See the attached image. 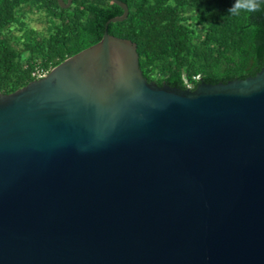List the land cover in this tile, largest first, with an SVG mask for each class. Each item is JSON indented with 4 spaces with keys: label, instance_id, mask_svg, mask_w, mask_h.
Wrapping results in <instances>:
<instances>
[{
    "label": "water",
    "instance_id": "obj_1",
    "mask_svg": "<svg viewBox=\"0 0 264 264\" xmlns=\"http://www.w3.org/2000/svg\"><path fill=\"white\" fill-rule=\"evenodd\" d=\"M110 1L97 42L0 93V264H264V59L156 85Z\"/></svg>",
    "mask_w": 264,
    "mask_h": 264
},
{
    "label": "trees",
    "instance_id": "obj_2",
    "mask_svg": "<svg viewBox=\"0 0 264 264\" xmlns=\"http://www.w3.org/2000/svg\"><path fill=\"white\" fill-rule=\"evenodd\" d=\"M119 1L127 14L108 23L106 32L134 44L146 81L193 89L201 81L252 76L263 62L264 0L258 11L239 15L228 11L235 0ZM26 3L45 18L47 33L40 35L16 15ZM120 14L110 0H71L66 8L55 0H0V93L33 80L34 69L49 70L97 42L105 22Z\"/></svg>",
    "mask_w": 264,
    "mask_h": 264
},
{
    "label": "rangeland",
    "instance_id": "obj_3",
    "mask_svg": "<svg viewBox=\"0 0 264 264\" xmlns=\"http://www.w3.org/2000/svg\"><path fill=\"white\" fill-rule=\"evenodd\" d=\"M16 15L26 22L27 27L36 30L40 35L47 33L49 24L42 15L33 11V8L28 3L21 5L17 9ZM11 30L15 36H19V28L12 27Z\"/></svg>",
    "mask_w": 264,
    "mask_h": 264
},
{
    "label": "clouds",
    "instance_id": "obj_4",
    "mask_svg": "<svg viewBox=\"0 0 264 264\" xmlns=\"http://www.w3.org/2000/svg\"><path fill=\"white\" fill-rule=\"evenodd\" d=\"M261 0H235L228 10L230 15H239L241 12L253 13L260 9Z\"/></svg>",
    "mask_w": 264,
    "mask_h": 264
},
{
    "label": "built area",
    "instance_id": "obj_5",
    "mask_svg": "<svg viewBox=\"0 0 264 264\" xmlns=\"http://www.w3.org/2000/svg\"><path fill=\"white\" fill-rule=\"evenodd\" d=\"M48 70H43V69H34L32 72H31V77L33 79H38V78H41L43 77L46 73H47ZM195 79L197 77H194ZM187 88H189V86H187Z\"/></svg>",
    "mask_w": 264,
    "mask_h": 264
}]
</instances>
